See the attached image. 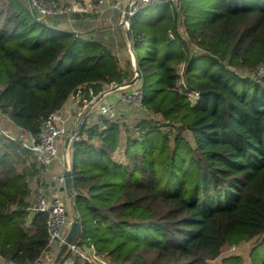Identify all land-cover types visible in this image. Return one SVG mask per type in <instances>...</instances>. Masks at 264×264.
Here are the masks:
<instances>
[{
    "label": "trees",
    "instance_id": "obj_1",
    "mask_svg": "<svg viewBox=\"0 0 264 264\" xmlns=\"http://www.w3.org/2000/svg\"><path fill=\"white\" fill-rule=\"evenodd\" d=\"M154 7L162 10L142 15ZM124 40L153 117H89L72 144L79 249L94 247L106 264H209L255 239L252 257L264 246V0L152 6L132 18ZM131 79L102 41L35 18L21 0H0V109L14 125L37 136L79 90L90 101L89 88ZM40 166L0 135L7 263L35 264L49 249L48 216L29 210Z\"/></svg>",
    "mask_w": 264,
    "mask_h": 264
},
{
    "label": "built area",
    "instance_id": "obj_2",
    "mask_svg": "<svg viewBox=\"0 0 264 264\" xmlns=\"http://www.w3.org/2000/svg\"><path fill=\"white\" fill-rule=\"evenodd\" d=\"M87 1V0H85ZM179 0H112L107 3V8L113 11L122 12V24L126 26V30L130 28L131 20L139 12L152 6H161L164 4L176 3ZM32 10L36 13L39 20H42L49 14H65V13H88V10L80 8L76 4L72 9L57 11V0H29ZM125 2V5L123 3ZM98 4V2H97ZM103 4V1L100 2ZM129 7L128 13L126 7ZM54 9L56 11H54ZM97 12L101 10V5L95 7ZM128 15V19H126ZM131 45V44H130ZM131 53H133L131 45ZM134 55V54H133ZM135 78L131 82L123 85L115 83L103 88L98 94L92 88H89L88 95L90 101L85 99L84 90L81 89L78 93L72 96L66 105L50 115L43 123L40 133L36 136L22 128L14 125V133H7L5 130H0V135L11 142L19 143L23 149L31 152L36 157L41 167L48 172L55 161L64 160L59 158L58 154L62 148L66 154L71 153L72 144L81 140V131L89 117L103 118L109 121H119L122 114L128 111L129 108L136 107L139 111L144 112L145 108L142 105L143 101V85L141 76L135 67ZM263 70L260 71V74ZM83 103V107L80 105ZM67 168L59 176L53 179L54 186L47 191H42V194L31 200L30 216L35 217L37 214H46L48 216V251H53L56 255L59 254L61 247L65 243L66 236L74 222L73 219L67 218V209L64 204L62 194L66 192L67 175L72 176V161L65 159ZM35 201V202H34ZM79 237L68 246L58 263L54 264H74L76 258L90 263H103L94 247L88 252L80 250L78 244ZM45 252V253H46Z\"/></svg>",
    "mask_w": 264,
    "mask_h": 264
},
{
    "label": "rangeland",
    "instance_id": "obj_3",
    "mask_svg": "<svg viewBox=\"0 0 264 264\" xmlns=\"http://www.w3.org/2000/svg\"><path fill=\"white\" fill-rule=\"evenodd\" d=\"M21 1L24 3V5L32 9L29 0ZM101 1H103V4H100ZM111 1L112 0H57V11H63L70 8L72 9V7H74L76 4H79L80 8L83 10H88V13H52L46 15L42 21L47 22L48 24L57 25L64 30H74L75 32L80 33L84 32V36L86 37H89L90 34L94 35L96 39L102 41L107 46L112 48L116 54H120V67L132 78L131 80L133 81L135 78V67L137 66V63L133 55L134 53H131V48L129 50V47L131 46L128 47L127 42L124 40L127 28L122 24V12L113 11L107 8V3ZM98 5H101V10L103 9V11H96L95 7ZM123 5H125V2ZM161 10L162 9L160 7H154L148 11H144L142 15L147 16L152 13L157 14ZM54 11L56 10L54 9ZM180 33L184 35L183 29H181ZM192 98L195 100L196 97L192 96ZM80 107H83V105L81 104ZM152 117L153 116L151 114L141 112L136 107H133L129 108L128 111H125L119 121L120 123L131 124L136 120ZM97 119L99 118H94L93 122L97 121ZM2 129L11 134L15 132L11 119H9L7 114L3 113L0 109V130ZM58 157L60 159L63 158L61 149L59 151ZM30 185L35 198L41 195L42 191H47L53 187L54 182L49 171L46 172L43 168H41L38 175L31 181ZM65 206L67 209V218L70 220L72 217L76 216L77 212H75V206L71 200L69 203H66ZM257 244L258 240L254 239L251 242H243L234 246H228L223 250V253L219 259L214 262H209V264H222L223 260L226 258L228 259L229 257L239 259L241 264H252V258L257 262H260L264 259V246L258 249L251 257V252Z\"/></svg>",
    "mask_w": 264,
    "mask_h": 264
},
{
    "label": "crops",
    "instance_id": "obj_4",
    "mask_svg": "<svg viewBox=\"0 0 264 264\" xmlns=\"http://www.w3.org/2000/svg\"><path fill=\"white\" fill-rule=\"evenodd\" d=\"M78 18V17H77ZM48 24V23H47ZM50 25H52V26H57V25H54V24H50ZM58 27V26H57ZM59 29H62V28H60V27H58ZM120 29H122V28H120ZM62 30H64V29H62ZM65 31H72V30H65ZM74 31V30H73ZM75 32V31H74ZM76 33H80V32H76ZM85 35V33L83 32V33H81V36H83V37H85V38H94V39H96V37L94 36V35H92V34H90L89 35V37H86V36H84ZM105 44V43H104ZM106 45V44H105ZM128 46H129V44H128ZM129 50H130V48H129ZM117 56H118V58H120V54H118L117 53ZM63 148V147H62ZM61 148V151H62V155H63V159L64 160H61V161H55L53 164H52V167L49 169V173H50V175L52 176V178L54 179V177L55 176H59L62 172H64L65 171V169L67 168V164H66V162L67 161H65V159L67 160L68 159V161L69 162H71L72 161V157H70V156H72V150H71V153L69 152L68 154H66L65 152H64V150ZM71 154V155H70ZM72 163V162H71ZM62 196H63V199H64V204H66V203H69L70 202V198H69V195H68V193H67V190H66V192H64L63 194H62ZM33 198V197H32ZM73 218V220L75 219V217H72ZM71 218V219H72ZM56 258H57V255H56V253L55 252H53V251H49L48 253L46 252V253H44V255L42 256V258L38 261V262H36L35 264H54L55 263V260H56ZM0 264H12V263H7L5 260H3L2 258H0Z\"/></svg>",
    "mask_w": 264,
    "mask_h": 264
},
{
    "label": "water",
    "instance_id": "obj_5",
    "mask_svg": "<svg viewBox=\"0 0 264 264\" xmlns=\"http://www.w3.org/2000/svg\"><path fill=\"white\" fill-rule=\"evenodd\" d=\"M128 11H129V7L127 6L126 12L128 13ZM32 12H33L34 17L37 18L36 13L33 10H32ZM126 19H128V15H126ZM137 72L141 76V72L138 68H137ZM66 188H67V193L69 195V198L71 199L73 205L75 206V193H74V189H73V178L70 174L67 175ZM75 212H77L76 207H75ZM80 230H81V224H80V221H79L77 213H76L74 222L71 226L70 231L68 232V234L66 236L65 243L63 244L59 254L57 255L55 263H58L60 261V259L64 255V253L67 251L68 246L70 244H72L78 238V236L80 235Z\"/></svg>",
    "mask_w": 264,
    "mask_h": 264
}]
</instances>
